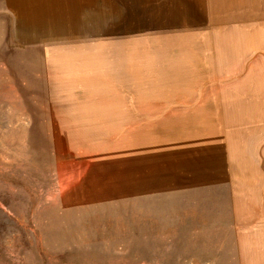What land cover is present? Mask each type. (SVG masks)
Here are the masks:
<instances>
[{
  "label": "rangeland",
  "instance_id": "374dc122",
  "mask_svg": "<svg viewBox=\"0 0 264 264\" xmlns=\"http://www.w3.org/2000/svg\"><path fill=\"white\" fill-rule=\"evenodd\" d=\"M129 11L135 34L191 22L175 45L198 52L203 98L205 0H0V264H264V131L253 124L226 139L217 122L182 123L181 150L212 160L165 170L164 184L115 195L101 178L140 124L67 105L78 85L62 55L109 37Z\"/></svg>",
  "mask_w": 264,
  "mask_h": 264
},
{
  "label": "crops",
  "instance_id": "0c3cea01",
  "mask_svg": "<svg viewBox=\"0 0 264 264\" xmlns=\"http://www.w3.org/2000/svg\"><path fill=\"white\" fill-rule=\"evenodd\" d=\"M262 7L264 0H205L206 82L199 99L194 63L198 52L175 45L195 34L191 22H183L179 26L186 29L175 34L159 29L135 34L132 12H123L112 23L109 37L78 42L75 58L70 51L62 55L71 57L64 60L70 65L64 69L76 75L78 85L68 88L75 102L67 105L102 121L140 124L126 130L124 150H112L102 162L101 178L110 181L105 184L115 195L143 188L156 178L164 184L165 170L181 171L211 159L198 161L195 150H181L180 139L191 136L182 123L217 122L214 129L226 139L243 130L239 125L244 123L253 124L247 127L253 132L264 131ZM72 68L75 71H69ZM166 139L172 148L164 146ZM230 147L224 149L226 161Z\"/></svg>",
  "mask_w": 264,
  "mask_h": 264
}]
</instances>
